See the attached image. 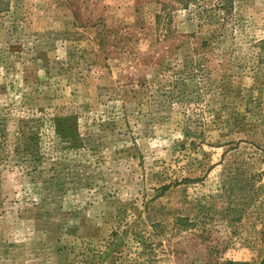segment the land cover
<instances>
[{
  "label": "rangeland",
  "instance_id": "374dc122",
  "mask_svg": "<svg viewBox=\"0 0 264 264\" xmlns=\"http://www.w3.org/2000/svg\"><path fill=\"white\" fill-rule=\"evenodd\" d=\"M216 2L0 0V264L261 262L264 0Z\"/></svg>",
  "mask_w": 264,
  "mask_h": 264
},
{
  "label": "trees",
  "instance_id": "16d2710c",
  "mask_svg": "<svg viewBox=\"0 0 264 264\" xmlns=\"http://www.w3.org/2000/svg\"><path fill=\"white\" fill-rule=\"evenodd\" d=\"M232 7H233V0H217L216 3H214L213 5L210 6V9L215 11V17H211L210 18V16L208 17L206 15L207 19H214L217 22L218 26L225 25L224 22H226V17L231 14ZM185 8H189V5L186 4ZM168 9L169 8L166 6L165 8L162 9V13L157 15V17H156L157 23L162 22L163 21L162 19H164L165 15H166V17L171 15L169 13L171 11L168 10ZM217 16H218V18H217ZM103 34H104V32H102V33L99 32V36H100L101 40H102V38L104 36ZM263 52H264V46H263ZM174 184H177V183H174ZM170 186L171 185L162 186L161 187V191L167 190L168 188H170ZM185 220L182 217H178L176 222L178 224L180 223V224H182L184 226L185 225H187V226L188 225H192V222H190L189 219H187L186 221ZM154 229H156V227ZM155 234H157L155 230L152 233L149 234L150 236H146L145 234H143V235H141L140 240L142 242H146L149 239L152 240L153 239L152 237ZM229 264H251V263H249V262H239V261H229ZM259 264H264V257L262 258V260H261V262Z\"/></svg>",
  "mask_w": 264,
  "mask_h": 264
}]
</instances>
